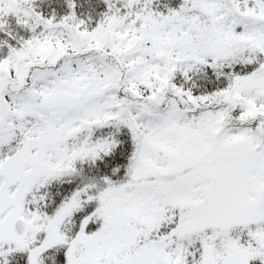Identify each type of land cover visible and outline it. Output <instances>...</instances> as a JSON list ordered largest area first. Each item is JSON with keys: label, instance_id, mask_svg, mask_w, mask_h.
Here are the masks:
<instances>
[{"label": "snow or ice", "instance_id": "1", "mask_svg": "<svg viewBox=\"0 0 264 264\" xmlns=\"http://www.w3.org/2000/svg\"><path fill=\"white\" fill-rule=\"evenodd\" d=\"M0 264H264V0H0Z\"/></svg>", "mask_w": 264, "mask_h": 264}]
</instances>
